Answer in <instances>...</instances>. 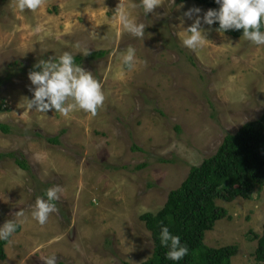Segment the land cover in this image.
Here are the masks:
<instances>
[{
    "label": "rangeland",
    "instance_id": "rangeland-1",
    "mask_svg": "<svg viewBox=\"0 0 264 264\" xmlns=\"http://www.w3.org/2000/svg\"><path fill=\"white\" fill-rule=\"evenodd\" d=\"M119 4L146 25L143 39L123 30L114 15ZM132 4L139 0H42L36 11L20 12L15 0H0V81L13 73L0 85V122L13 128L0 131V153H15L30 166L0 159V226L15 219L21 227L0 264H44L51 255L57 264L147 262L154 246L141 216L159 213L191 167L213 156L227 134L264 115V45L202 23L207 41L193 51L179 33L196 16L184 13L199 8L202 18L206 7L161 0L144 15ZM129 46L146 63L121 74L119 52ZM86 50L107 53L80 64L105 93L96 116L26 111L34 87L28 70L41 59ZM55 137L57 143L48 141ZM141 164L147 166L137 170ZM54 185L64 189L59 212L41 226L31 220V206ZM217 205L228 216L206 233L205 245L238 246L233 264H257L251 232L263 233L264 187L252 200L228 195ZM21 210L25 215L15 216Z\"/></svg>",
    "mask_w": 264,
    "mask_h": 264
},
{
    "label": "trees",
    "instance_id": "trees-1",
    "mask_svg": "<svg viewBox=\"0 0 264 264\" xmlns=\"http://www.w3.org/2000/svg\"><path fill=\"white\" fill-rule=\"evenodd\" d=\"M196 2L208 10H218L215 0H176L177 4ZM216 30L219 24H214ZM264 31V24L261 26ZM222 33V32H220ZM230 38L241 39L242 30H228L222 33ZM105 51L93 52L85 56H74L76 64L86 59H103ZM16 67V63L13 64ZM34 69L31 67L28 73ZM13 73H6L7 81ZM0 131L12 134L10 125L0 122ZM57 143L58 138L48 140ZM138 150V148H134ZM13 158L18 167L30 171V166L15 153H0V159ZM141 164L136 169L145 168ZM257 187H264V115L253 122L246 123L234 134H227L215 154L205 159L199 166H193L180 187L169 193L164 208L157 214L146 213L141 216L147 230L152 235L154 253L143 264H233L232 259L238 255V246L210 248L205 245L206 233L212 231L216 223L228 216V211L217 205L218 200L241 198L252 200ZM167 226L173 235L181 238V243L189 249L188 254L178 262L166 259L168 249L161 246L160 229ZM18 226L15 233H19ZM258 240L255 252L257 264H264V227L261 236L251 232ZM9 243L0 241V259H6L5 247ZM128 264V263H124Z\"/></svg>",
    "mask_w": 264,
    "mask_h": 264
},
{
    "label": "clouds",
    "instance_id": "clouds-1",
    "mask_svg": "<svg viewBox=\"0 0 264 264\" xmlns=\"http://www.w3.org/2000/svg\"><path fill=\"white\" fill-rule=\"evenodd\" d=\"M169 5L174 6L175 0H168ZM219 5L218 10L210 9L201 18V9L192 8L184 13L188 19L195 15L194 22L182 33V45L190 50H197L203 47L207 41L203 34L201 24L211 26L219 24L218 31L242 30V37L256 46L264 45V31L261 30L264 24V0H215ZM42 5V0H15V7L20 11H36ZM161 7V0H139V4H132L130 8H141L144 15L152 13L154 9ZM115 17L123 30L132 36L143 39L146 25L138 23L129 8L119 4L115 11ZM183 23V21H181ZM41 27L37 26L34 31L39 33ZM93 37L95 33H90ZM76 48L80 45L76 44ZM85 55H89L86 50ZM118 58L121 61L120 72L132 71L138 64L146 61L138 60L136 49L132 46L119 52ZM34 69L28 74V79L33 85L29 90L32 98L26 99L25 110L36 113H47L55 110L65 118L77 112L83 111L91 116H96L98 109L105 101V93L101 83L93 76L92 72L86 71L79 64L75 63V57L71 52L65 51L59 56H52L48 59H41L34 65ZM64 189L60 185H54L45 190L42 196H37L31 206L30 217L39 225H45L51 214L58 213L61 194ZM24 211L15 214L23 217ZM18 227L15 219L6 221L0 226V241L11 243V237ZM159 240L161 246L168 249L166 259L178 262L188 254V247L181 243L178 235H173L167 226L160 229ZM44 264H57L55 255L43 257Z\"/></svg>",
    "mask_w": 264,
    "mask_h": 264
}]
</instances>
